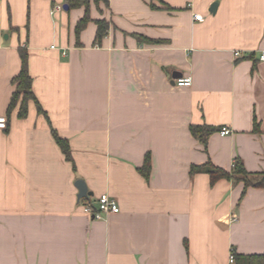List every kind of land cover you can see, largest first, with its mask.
<instances>
[{
	"label": "crops",
	"instance_id": "0c3cea01",
	"mask_svg": "<svg viewBox=\"0 0 264 264\" xmlns=\"http://www.w3.org/2000/svg\"><path fill=\"white\" fill-rule=\"evenodd\" d=\"M107 1L89 10L109 23L106 36L93 45L90 22L78 46L83 9L0 0V264H229L231 251L263 253L264 188L241 198L242 184L189 171L207 160L229 171L237 158L264 174V0ZM19 48L46 117L32 101L24 118L18 106L7 113ZM196 125L230 134L213 133L205 150ZM76 180L120 211L83 213Z\"/></svg>",
	"mask_w": 264,
	"mask_h": 264
},
{
	"label": "trees",
	"instance_id": "16d2710c",
	"mask_svg": "<svg viewBox=\"0 0 264 264\" xmlns=\"http://www.w3.org/2000/svg\"><path fill=\"white\" fill-rule=\"evenodd\" d=\"M62 3L66 4L69 10L83 9L84 11L83 16L76 22L74 27L77 45L80 46L78 37L81 31H83L90 22L94 23L96 26L93 45H99L109 30V23L104 19L92 20L89 15L90 5L94 4L95 6H98L99 4H102L104 7H108V1L62 0ZM18 56L20 60V69L18 74L11 79V85L14 86V91L10 97L7 113L9 114L16 106H18V117L24 118L27 115L28 102L32 101L35 104L37 113L46 117L44 111L32 92V79L28 71V53L26 50L19 48ZM50 130L53 139L59 147L65 160L69 163H72V167H74L67 141L61 139L51 126ZM217 131H219L218 128L207 125H196L189 127L191 136L197 140L205 150L209 137ZM149 170V155L146 154L144 157L143 166L139 169V172L145 179H147L149 176ZM189 173L190 175H194L196 173L207 174L211 185L219 180L231 181L234 185L242 184L243 190L241 193V198L245 195V192L248 188H264V174L247 172L242 161L237 158L233 161V165L229 171L219 168L213 165L210 160H207L206 163L202 165L191 166ZM231 254L233 256L232 264H264V252L261 254L240 255L235 251H231Z\"/></svg>",
	"mask_w": 264,
	"mask_h": 264
},
{
	"label": "built area",
	"instance_id": "2783aa9c",
	"mask_svg": "<svg viewBox=\"0 0 264 264\" xmlns=\"http://www.w3.org/2000/svg\"><path fill=\"white\" fill-rule=\"evenodd\" d=\"M54 11H62L61 6H56L54 7ZM193 20L195 21H203V18L200 15H194ZM235 57H239V53L235 52L234 53ZM259 60L263 61L264 60V53L260 54ZM174 85L183 88V87H190L191 86V78L190 77H180L177 79H174ZM5 127V119L0 118V128ZM219 134L221 136H226L230 134V131L226 128H222L219 131ZM84 200V204L81 206L83 213L89 215L93 220H101L108 214H116L118 213L119 207L114 199L109 197L107 194H101L100 196L97 197L95 203L90 201L89 199H81ZM233 220H235L233 218ZM229 264L233 263V256L232 254L229 255L228 258Z\"/></svg>",
	"mask_w": 264,
	"mask_h": 264
},
{
	"label": "water",
	"instance_id": "95a60500",
	"mask_svg": "<svg viewBox=\"0 0 264 264\" xmlns=\"http://www.w3.org/2000/svg\"><path fill=\"white\" fill-rule=\"evenodd\" d=\"M216 4H213L209 8V13H214L216 9ZM62 10L63 11H68L69 8L66 4L62 5ZM177 74L172 75V80L176 79ZM74 187L77 189V196L76 199L77 201H80L81 199H89L90 196H92L91 192H88L87 186L84 181L82 180H76L74 183Z\"/></svg>",
	"mask_w": 264,
	"mask_h": 264
},
{
	"label": "rangeland",
	"instance_id": "374dc122",
	"mask_svg": "<svg viewBox=\"0 0 264 264\" xmlns=\"http://www.w3.org/2000/svg\"><path fill=\"white\" fill-rule=\"evenodd\" d=\"M80 206H82L85 202H84V200H80Z\"/></svg>",
	"mask_w": 264,
	"mask_h": 264
}]
</instances>
